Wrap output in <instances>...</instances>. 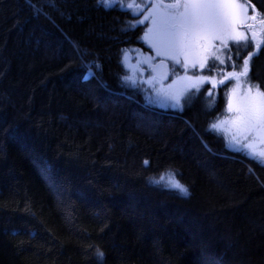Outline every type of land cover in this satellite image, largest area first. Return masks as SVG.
<instances>
[{
    "label": "trees",
    "instance_id": "trees-1",
    "mask_svg": "<svg viewBox=\"0 0 264 264\" xmlns=\"http://www.w3.org/2000/svg\"><path fill=\"white\" fill-rule=\"evenodd\" d=\"M117 1L0 0V264H264V164L149 103Z\"/></svg>",
    "mask_w": 264,
    "mask_h": 264
},
{
    "label": "snow or ice",
    "instance_id": "snow-or-ice-1",
    "mask_svg": "<svg viewBox=\"0 0 264 264\" xmlns=\"http://www.w3.org/2000/svg\"><path fill=\"white\" fill-rule=\"evenodd\" d=\"M98 3L103 4L106 8L112 6V0H98ZM121 6L138 7L135 3L125 5L123 0H121ZM148 6L151 7V5ZM155 7L157 10H166L149 13L154 24V29L150 30L149 39L156 48L157 56L170 59L175 64H180L181 67L204 68L205 62L199 60L191 63L182 62V58L183 61L188 60L189 53L194 49H202L209 52L213 57L212 68H215L217 67L216 60H219V57L216 56L215 52L210 51L213 42L219 41L223 47L227 48V42L232 41L233 47L237 49V58L242 62L236 65L229 55L228 64L230 67H239L241 71L227 73L225 80L234 79L239 82L241 77L247 78L249 61L252 56L249 55L248 59H243L240 56V50L254 47L255 51L252 55H255L260 51L261 45L264 44V40H256V32L254 31L257 22L255 11L251 17H248L247 6L237 3L189 2L158 4ZM252 7L254 9V6ZM249 20L253 23H248ZM258 23L261 30L264 31V19H260ZM240 28H246L247 32L239 31ZM250 39L253 43H249ZM241 41L245 43L242 44ZM163 63L161 61V64ZM220 63L222 64L224 61H220ZM209 82L215 86V81ZM220 83H224V80H221ZM208 94L211 95L210 92ZM242 100L243 103L235 109L229 104L228 110L237 113L234 123L241 126L244 132L264 133V92H261L258 86L255 91L249 87ZM222 123L213 124L212 127H221ZM253 155L264 160V149H253ZM169 183L181 195H189L187 187L176 180L174 174ZM97 257L102 261L103 253L98 252Z\"/></svg>",
    "mask_w": 264,
    "mask_h": 264
},
{
    "label": "rangeland",
    "instance_id": "rangeland-1",
    "mask_svg": "<svg viewBox=\"0 0 264 264\" xmlns=\"http://www.w3.org/2000/svg\"><path fill=\"white\" fill-rule=\"evenodd\" d=\"M114 3H118L117 0H112ZM137 0L131 1L132 3L137 4ZM151 3L146 4H137V8H130L135 16L140 17L139 21L145 23L147 26L144 34L143 41L147 48H132L124 56V64L129 71L132 73H139L138 78L142 79L146 85L145 94L149 103L153 106L172 109L176 111H182L187 106H197L203 109H206L208 106L207 97L209 96L208 92H205L204 101L202 98L196 97L198 94H192L195 88H200L208 85V78L205 71L200 72L198 77H192L193 72L190 71L192 67H184V69H179L178 64H175L174 61L166 59L165 57L156 55V48L153 46L152 42L149 39L150 30L154 29V24L152 22V17L149 16V13L153 12H164L165 9H156V5L159 3L153 0H149ZM168 1V0H165ZM171 2L178 1L180 4L189 3V2H199V3H237L247 6V16L249 17L252 13L248 11L249 5L244 0H169ZM153 3V5H152ZM120 4V2L118 3ZM152 5L147 11L148 5ZM182 10V9H181ZM146 11V12H145ZM242 11V10H241ZM148 17V19H145ZM250 20L248 21V23ZM240 31V30H239ZM229 42V41H228ZM217 43V44H216ZM216 44V45H215ZM222 45L219 41H214L210 49L211 52H215L216 56L219 57V60L222 59ZM208 57H212L209 52L202 49H194L188 55V60L182 62L191 63L193 61H202L207 62ZM158 60H166L169 63V78L166 82H162L156 78L151 71V66ZM182 77H179V76ZM220 75V74H219ZM244 80L240 79L239 85L244 86ZM217 84V81H215ZM249 88V86H247ZM247 88H240L237 85L232 86L231 91L223 94L225 96V103L217 115L213 116L214 120L210 124V129L220 136H222L227 144V146L237 152H241L249 157L254 158L255 160L264 164V160L253 155V149H264V133H247L244 132L242 127L237 123H234V119L237 115L235 111H229V104L235 109L243 103L242 98L247 90ZM252 88V87H251ZM219 92V91H218ZM218 92L214 95L211 94L212 105L218 104ZM261 92H264L261 90ZM223 122V123H222ZM221 127L213 128V124H221ZM247 137V138H245ZM251 145V147H249ZM163 180H168L167 177H163Z\"/></svg>",
    "mask_w": 264,
    "mask_h": 264
},
{
    "label": "flooded vegetation",
    "instance_id": "flooded-vegetation-1",
    "mask_svg": "<svg viewBox=\"0 0 264 264\" xmlns=\"http://www.w3.org/2000/svg\"><path fill=\"white\" fill-rule=\"evenodd\" d=\"M246 1V3L249 5L248 7V11L250 13H252L249 17H251L254 14H256V20L257 22L255 23V27H254V31L256 32V40L260 41L262 40V34L264 33V31L261 30V26L259 25L258 21L260 19H263L260 15V13L258 12V10L256 9L255 5H251L250 0H244ZM254 6V9L253 7ZM249 23H253V21L250 20ZM241 32H247L246 28H240L239 29ZM228 43V47L222 48V59L221 60H216V64L217 67L212 68V64H213V57H208L207 62L205 64L204 68H191L190 71H192L194 74L192 77H198L200 72L205 71L208 80V85L200 87V88H195L193 91V95L196 93L198 95H196V97L202 98L204 101V96H205V92H210L212 95H214L216 92H218V104L216 105H212V102H210L209 100L211 99V95H209L207 97V102H208V106H206V109L211 116H215L217 115V113L220 111V109L223 107L224 103H225V96L226 93L231 91L232 86L235 87V85H237L239 82L235 81L234 79H227L225 80V75L227 73L230 72H240L241 69L239 67H230L228 64V59H229V55H231V60L233 63H235L236 65H239L242 61L240 59L237 58V49L235 47H233V42L229 41ZM240 43H245L244 41H241ZM249 43H253L250 39ZM217 44V43H216ZM215 44V45H216ZM255 51L254 47H250V48H245V49H241L240 50V56L243 57V59H248V56L251 55L252 59L249 61V71H248V75L247 78L241 77L240 79H243L244 81V86L243 85H239L240 88L244 87L247 88V86L252 87L253 91L256 90V87L258 86L259 90H263L262 87V78H261V71L259 69L258 66L259 65V59H260V53H261V48L260 51L258 53H256L255 55H252V53ZM220 61H224V63H220ZM179 69H184V67H181L180 64H178ZM211 68V71H209V69ZM220 74V75H219ZM179 77H182L181 75ZM221 80H224V83H220ZM209 81H217V84H215V86H213L212 83H210ZM264 91V90H263ZM225 94V96L223 95ZM200 106V105H199Z\"/></svg>",
    "mask_w": 264,
    "mask_h": 264
},
{
    "label": "water",
    "instance_id": "water-1",
    "mask_svg": "<svg viewBox=\"0 0 264 264\" xmlns=\"http://www.w3.org/2000/svg\"><path fill=\"white\" fill-rule=\"evenodd\" d=\"M161 4H170V3H179L178 1L171 2L165 0H159ZM161 61L164 63L161 64ZM151 71L153 72L154 76L161 80L162 82H166L169 78V63L166 60H158L151 66Z\"/></svg>",
    "mask_w": 264,
    "mask_h": 264
}]
</instances>
